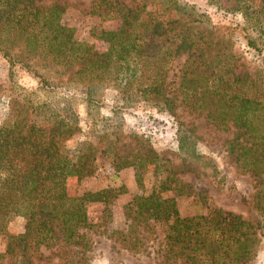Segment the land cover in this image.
Instances as JSON below:
<instances>
[{
	"label": "trees",
	"instance_id": "obj_1",
	"mask_svg": "<svg viewBox=\"0 0 264 264\" xmlns=\"http://www.w3.org/2000/svg\"><path fill=\"white\" fill-rule=\"evenodd\" d=\"M219 2L227 11H238L249 32L261 34L257 8L240 0ZM152 3L138 0L127 5L116 0H93L90 15L119 21L116 30L100 32L98 39L107 48L99 54L91 45L73 41L72 29L61 23L62 5L43 4L42 0H0V56L10 69L18 66L39 77L41 86L80 90L86 110L99 106L103 91L111 88L122 102L140 99L151 106H164L172 113L178 96L167 90L165 77L171 58L185 54V67L176 76L175 87L186 85L188 90L179 104L191 110L195 104H204L206 120L219 129H234L235 136L226 142L228 154L233 156L237 169L259 176L264 163V57L261 81L246 73H234L227 60L231 58L229 53L222 56L216 51L213 58L198 60L202 49L212 50L210 47L224 38L226 29L212 26L206 16L178 0H155L153 7L167 20H153L150 10L145 11ZM168 33L175 43L161 48L159 44ZM252 41L247 38L246 43L253 48ZM145 70L151 73L147 78H143ZM198 80H203L205 90L196 91ZM243 88L244 95L240 92ZM3 98L6 108L0 118V239L4 241V254L24 259L40 248L70 249L77 260L69 258L63 264H86V231L93 227L87 206L102 204L108 215V205L124 190L104 188L68 195L67 181L94 176L97 165L95 150L89 144L70 149L65 146V141L78 131L72 97L59 105L36 89L25 90L8 82L0 83V102ZM108 135L104 151L112 155L115 171L132 167L139 180L152 167L161 175L166 162L163 159L162 163L143 139H133L140 145L139 152L117 158L115 151L124 137L116 130ZM177 142L185 157H196L193 143L189 147L182 136ZM170 172L168 169L163 174L160 193L170 189ZM160 193L135 195L123 210L130 224L137 222L148 228L151 222L163 228L165 260L181 259L188 264L251 262L257 252V233L264 234V204L254 208V222L232 212L205 208V213L200 214L201 226L194 227L191 218L179 215L174 199L162 198ZM15 217L23 220V227L11 235L7 227Z\"/></svg>",
	"mask_w": 264,
	"mask_h": 264
},
{
	"label": "rangeland",
	"instance_id": "obj_2",
	"mask_svg": "<svg viewBox=\"0 0 264 264\" xmlns=\"http://www.w3.org/2000/svg\"><path fill=\"white\" fill-rule=\"evenodd\" d=\"M127 5H133L138 0H116ZM150 10L153 20H167L158 8L155 0ZM221 0H178L179 3L191 6L197 14L206 16L212 26L223 27L224 38L211 46L212 50L202 49V57L198 60H209L216 55L229 53L233 72L252 75L260 81L261 58L264 57V0H240L257 8L261 18V34L258 36L246 27L238 11L223 9ZM56 3L64 7L61 23L72 29L73 41L80 45H91L99 54L107 45L98 39L101 31H113L119 26L117 19H101L89 14L93 0H42L43 4ZM155 8V9H154ZM172 34L164 35L161 48L174 45ZM250 38L254 47L247 45ZM173 42V43H172ZM202 44L199 48H201ZM205 51L207 53H205ZM199 54V49H196ZM186 55L171 58L169 70L166 73L165 84L173 96H178L172 113L164 106H151L136 99L133 102H122L115 97V90L107 88L99 106L86 110L83 105V95L80 90L55 87L50 84L41 86L40 78L18 66L9 68L8 63L0 56V83L13 82L25 89H36L40 94L48 95L52 101L63 104L67 97L74 100L73 116L77 121L78 131L67 141V148H75L86 143L95 150V175L76 181L69 179L66 189L70 196L80 195L85 191H96L104 188H123L124 193L118 195L108 205V215L103 212L102 204H89L86 208L87 217L93 227L86 231L89 249L84 252L86 264H188L178 260H165L161 242L162 227L148 222L144 225L130 222L125 218L124 206L135 195H147L150 192L160 193L159 183L167 174L172 176L170 189L160 193L162 198H173L181 217H189L193 226H201L200 214L205 208H217L240 215L243 219L254 222L257 204H264V163L262 173L253 176L235 167L233 156L228 154L226 142L235 136L234 129H219L206 120L204 104H195L193 110L180 105L178 100L187 95L186 85L175 87L185 67ZM151 73L145 70L143 78ZM201 75V74H199ZM199 81L196 91L205 90L203 80ZM258 84V82H257ZM206 87L210 89L207 82ZM244 89V88H243ZM77 90V91H76ZM166 90V91H167ZM258 90V89H257ZM245 94V89L240 91ZM253 93V92H252ZM246 95H251L246 92ZM124 101V100H123ZM5 98L0 102V118L5 113ZM207 109V107H206ZM264 115V110L261 112ZM123 137L115 151L116 157L139 152L140 145L133 139L139 136L166 162L161 175L153 172L152 167L135 178L132 167L114 170L112 155L106 153L105 147L109 133L114 129ZM190 147L196 157L186 156L178 147V137ZM144 143V142H143ZM187 146V148H189ZM256 204V205H255ZM23 220L15 217L8 224L7 231L16 235L22 231ZM256 236L257 252L249 264H264V234ZM70 249L55 250V248H40L27 255L24 259L4 254V241L0 239V264H63L69 258L77 260Z\"/></svg>",
	"mask_w": 264,
	"mask_h": 264
}]
</instances>
